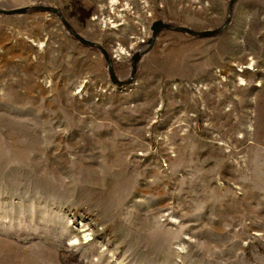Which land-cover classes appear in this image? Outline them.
Returning a JSON list of instances; mask_svg holds the SVG:
<instances>
[{
  "label": "rangeland",
  "instance_id": "obj_1",
  "mask_svg": "<svg viewBox=\"0 0 264 264\" xmlns=\"http://www.w3.org/2000/svg\"><path fill=\"white\" fill-rule=\"evenodd\" d=\"M0 0V264H264V0ZM75 245H74V244Z\"/></svg>",
  "mask_w": 264,
  "mask_h": 264
},
{
  "label": "water",
  "instance_id": "obj_2",
  "mask_svg": "<svg viewBox=\"0 0 264 264\" xmlns=\"http://www.w3.org/2000/svg\"><path fill=\"white\" fill-rule=\"evenodd\" d=\"M236 0H230L227 6V13H226V17L225 20L223 21L222 25L216 29H207V30H203V31H194V30H190L186 27H180V26H176V27H170L169 25L165 24L164 22H162L161 20H156L152 23L150 29L152 31L151 34V38L148 40L147 43V48L151 46V44L154 41V37L157 35V33L162 30V29H166V28H174L178 31H182L185 32L187 34H191V35H196L198 37H210V36H214V35H218L220 33H222L224 31V29L228 26V24L230 23V19H231V8L232 5L234 4ZM27 10H38V11H47V12H52L55 13L59 19L62 21V23L67 27L68 31H70L72 33V35L77 38L79 40L80 43L87 45V46H91V47H95L96 49H98L101 54L104 56L105 60L107 61V65H108V71H109V78L110 81L113 84H116L118 86H121L123 84H129L132 82V78L134 73L136 72V63L140 58V55L138 54H134L132 56V69H131V73L128 79L126 80H119L114 71H113V67H112V59L109 57L108 52L99 44L95 43V42H91V41H86L84 40L78 33L74 32L72 27L69 25V23L64 19V17H62V15L60 14V11L57 10L56 8L53 7H49V6H32L31 8L27 9V8H14V9H3L0 8V14H4V15H14V14H23L25 13Z\"/></svg>",
  "mask_w": 264,
  "mask_h": 264
},
{
  "label": "bare ground",
  "instance_id": "obj_3",
  "mask_svg": "<svg viewBox=\"0 0 264 264\" xmlns=\"http://www.w3.org/2000/svg\"><path fill=\"white\" fill-rule=\"evenodd\" d=\"M74 244V243H73ZM75 245V244H74Z\"/></svg>",
  "mask_w": 264,
  "mask_h": 264
}]
</instances>
